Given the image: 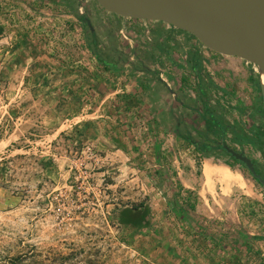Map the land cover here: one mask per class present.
<instances>
[{
    "label": "rangeland",
    "instance_id": "374dc122",
    "mask_svg": "<svg viewBox=\"0 0 264 264\" xmlns=\"http://www.w3.org/2000/svg\"><path fill=\"white\" fill-rule=\"evenodd\" d=\"M111 13L95 0H0V264H253L248 183L236 189L237 211L210 213L196 197L199 178L183 187L171 151L192 153L197 172L201 155L171 133L160 102L172 96L166 85L185 100L197 94L185 56L202 49L200 84L218 123L190 132L214 143L222 131L260 172L261 146L249 140L256 70L252 80L239 73L254 65L175 28L183 37L158 65L166 85L147 81L126 54L128 42L134 55L143 42L122 39ZM189 114L181 122L202 128ZM216 161L254 179L225 153Z\"/></svg>",
    "mask_w": 264,
    "mask_h": 264
},
{
    "label": "water",
    "instance_id": "95a60500",
    "mask_svg": "<svg viewBox=\"0 0 264 264\" xmlns=\"http://www.w3.org/2000/svg\"><path fill=\"white\" fill-rule=\"evenodd\" d=\"M95 1L105 10L121 17L162 21L188 32L215 52L237 56L254 65L263 112L261 171L242 151L225 142L221 145L264 186V0ZM83 18L92 29L89 18ZM166 88L173 92L169 86L166 85Z\"/></svg>",
    "mask_w": 264,
    "mask_h": 264
},
{
    "label": "crops",
    "instance_id": "0c3cea01",
    "mask_svg": "<svg viewBox=\"0 0 264 264\" xmlns=\"http://www.w3.org/2000/svg\"><path fill=\"white\" fill-rule=\"evenodd\" d=\"M109 19L115 20L117 24L124 23L127 25V29L129 30H140V32H144L143 36H146V41H143V44H140L141 49L134 50L137 51L134 55L132 54V50L129 49L131 47V43H127L128 47L126 50V54L129 57V59L133 56H136L138 60H141L140 71H143L145 76H148L152 71H158L159 67L158 65L167 64L165 63L166 57L171 56V53H169V46L167 43H174L181 39L183 35L177 34L174 29H171L170 26L166 23H163L161 21H155V20H149V19H140V18H123L117 14L111 13L109 14ZM174 31V32H173ZM130 36V35H128ZM136 38H131L132 42ZM135 44V43H133ZM194 50H188V53L186 54L185 58L189 55L191 51H197L201 55V57H205L204 51L198 48H195L194 46H191ZM168 53V55H167ZM213 56L211 57V61H217ZM203 60L202 58L200 61ZM186 62V61H185ZM161 63V64H160ZM243 63V62H242ZM245 63V60H244ZM187 64V62H186ZM231 66V65H229ZM228 66V67H229ZM131 67V66H129ZM253 68L249 67L247 69L240 67L239 73L241 75L246 74L247 78L249 80H252L253 78ZM230 70V67H229ZM161 73L160 71L158 74ZM193 75V74H192ZM144 76V77H145ZM145 78V80L150 81ZM185 78V77H184ZM182 79V76L180 77ZM254 80V79H253ZM251 87L253 88V92L256 91L255 84L251 83ZM189 90V88H187ZM173 92H170L169 96L166 99H164L163 103L165 109H166V115H169V120H172L173 122V116L171 111V107L173 106V102L171 101V98L173 97ZM191 92L188 91V94ZM257 94H254L253 99V108L255 116L254 118H257V122L253 125H256V133L259 132L258 130L263 127V124L260 125V117L262 118L258 111L256 110L259 106V91L257 90ZM180 97V95H178ZM193 97L192 95L190 98ZM181 101V104L184 102H187L184 98ZM198 103V100H196ZM199 106V105H198ZM263 121V120H262ZM171 133L174 136H178L173 132V125L170 129ZM172 148V147H171ZM178 157L175 156V159L181 164V167L177 170L178 175L181 177V184L186 189L193 187L192 183H186V179L192 181V177L195 179H198L197 182L194 180V184L196 186V197L197 199L204 203L207 202L208 204L211 203V206L209 207L210 213L212 212L214 215H217L218 217H221L222 214H225L226 210L235 209L237 211V206L239 205V197L238 192H236V189L241 188L242 183L245 184V182L248 183L246 187L249 189V191L252 192V199L251 203L253 205V264H264V186L260 184L259 182L255 181V179L246 178L243 176L242 171L239 168L232 167V165H229L227 163H221L217 162L216 158L212 155H206L201 152H198L195 150V153L201 155L200 157V166H199V172L196 171L194 168V156L192 153L187 154L185 151L181 150L180 148H177L175 152ZM208 161L211 164H218L215 166H222L224 165L227 169H229L231 172H233L235 175H237V178L230 177L228 179L221 178L215 171L210 172L209 176H207L204 172V163ZM256 162V160H255ZM186 164L187 166L183 165ZM210 164V165H211ZM221 164V165H220ZM209 177V178H208ZM240 178V179H239ZM240 180V181H239ZM246 188V189H247ZM245 189V190H246ZM246 193L247 192H243ZM244 195V194H243ZM245 199V197H244ZM210 202V203H209ZM223 203V206H222ZM233 205V206H232ZM224 207V208H223ZM241 248V245H240Z\"/></svg>",
    "mask_w": 264,
    "mask_h": 264
},
{
    "label": "trees",
    "instance_id": "16d2710c",
    "mask_svg": "<svg viewBox=\"0 0 264 264\" xmlns=\"http://www.w3.org/2000/svg\"><path fill=\"white\" fill-rule=\"evenodd\" d=\"M93 55L98 60H100L99 55L95 50H93ZM200 59H201V55L197 51H191L185 59V61L187 62V65L189 66V69L191 70V73L194 76V79L196 80L195 90H196L197 94L193 98H190V96H188L187 100L189 99V102H184L183 104L180 103L179 109L182 108L184 110L183 113H181V115H186V114L190 115L189 112L195 110L196 111L195 116L204 120L205 124H207L206 126H208V125H214V123L217 124L218 122H216V120L212 116V113H211L212 109L208 105H206V97L208 94H207V92H205V89L202 86V84H200L202 82V78H201V74H200V70H199L201 68ZM143 75L145 76L147 74L143 73ZM145 77H148L149 79H152V80L155 79L157 82H160L162 85H164V82L161 80L159 74L156 71H152L148 76H145ZM205 81H207V82L210 81V78L207 76ZM254 84H255L256 89L258 90L257 79L254 80ZM164 87H166V86H164ZM167 93L169 95L170 92L167 90ZM198 99L201 101V104H200V101ZM171 100H172V98H171ZM196 100H198L199 102L197 103ZM198 105H201V107H200L201 112H199L195 108V106H198ZM204 109H205V111H204ZM173 110H174V108L172 106L171 111H173ZM256 110L258 111V113L261 116H263V112H262L261 104H260V94H259V106L257 107ZM204 113H207L208 118H207L206 114H204ZM190 122H191V119L188 122H186V121L182 122L183 123L182 129H187V126H189ZM258 131L259 132L256 133V125H253V132H252V135L249 137V140L252 144H256V145L259 144L261 146L262 129L260 128ZM221 133H223V132L221 131ZM179 135L184 140L188 141L189 143H192L197 151H200L203 154L206 153L202 150V146L204 145L202 142H199V143L196 142L191 137H189V135L186 132L181 133ZM233 160L237 161L234 158H233ZM227 163L229 165H231L229 162H227ZM23 256H24V254L23 255L19 254L17 256L12 257L11 259L13 261H16V260L20 261V260H22ZM11 263H13V262L11 261Z\"/></svg>",
    "mask_w": 264,
    "mask_h": 264
},
{
    "label": "flooded vegetation",
    "instance_id": "af4514ba",
    "mask_svg": "<svg viewBox=\"0 0 264 264\" xmlns=\"http://www.w3.org/2000/svg\"><path fill=\"white\" fill-rule=\"evenodd\" d=\"M123 18H127V17H123ZM162 22V21H161ZM164 23V22H163ZM119 25V27L117 28V31L119 32V36L120 37H122V39H123V37L124 38H126L127 37V34L129 35H131L130 37L133 39V37L132 36H135V34H137L138 35V37L136 38V39H141V40H143V41H146V36H143V33L144 32H140V30H129L128 31V29H127V25H125L124 23H121V24H118ZM169 25V24H168ZM88 26V25H87ZM170 26V28L171 29H175V27H172L171 25H169ZM90 29V28H89ZM178 29V28H177ZM91 30V29H90ZM128 59H129V57H128ZM186 59V58H185ZM131 61V60H130ZM129 60H128V62H130ZM112 65V64H111ZM113 66V65H112ZM128 66H131V62L129 63V65ZM141 72H143V71H141ZM157 73L159 72V71H156ZM144 73V72H143ZM160 76V75H159ZM183 99L182 98H180L179 96H178V94H177V91H175V93H173V97H172V102H173V108H174V110H173V113H172V118H173V132L175 133V134H177L178 136H180L179 134H181V133H187L188 135H189V137H191L193 140H195L196 142H202L204 145L202 146V150L204 151V152H206L205 154H210V155H212V156H214V157H216V158H222L223 157V153H225L227 156H229L230 157V160L232 159L233 160V157L222 147V145H221V143L222 142H225L228 146H230V143L228 144V141H226L225 139H223V133H221V131H219V132H217V134H218V136H219V138L220 139H218V140H216V139H214V143L213 142H210L209 140H208V138L205 136V138H197V137H194L193 136V132L194 131H196V130H198L197 132H201V131H203V130H206V124H205V122H204V120H202V119H199V121H202L201 122V124H202V128H199L198 126H196V124H195V120L194 119H191V122H190V124L189 125H191L192 127H194V128H196L197 127V129L195 130V129H193L194 131H192V129H191V132H190V129H189V126H187V129H182L183 128V123L182 122H184V121H186V122H188L190 119H188L187 118V120H183L182 122L180 121L181 119H180V116H182L183 117V115H181V112H179V105H180V103H181V101H182ZM199 100V99H198ZM200 101V100H199ZM198 101V102H199ZM206 104L208 105V102H206ZM195 108H196V110H198L199 112H201V108L199 107V106H195ZM184 111V110H183ZM195 113H196V111L195 110H193ZM194 115H196V114H194ZM181 122V123H180ZM181 137V136H180ZM182 138V137H181ZM207 138V139H206ZM188 142V141H187ZM192 144V143H191ZM192 146H193V144H192ZM230 147H232V148H234V149H236V147L235 146H230ZM193 148L195 149V147L193 146ZM236 150H238V149H236ZM198 152H200V151H198ZM223 152V153H222ZM235 159V158H234ZM236 160V159H235ZM237 162H239V161H237ZM240 163V162H239ZM256 180V179H255ZM257 181V180H256ZM258 182V181H257Z\"/></svg>",
    "mask_w": 264,
    "mask_h": 264
},
{
    "label": "bare ground",
    "instance_id": "6f19581e",
    "mask_svg": "<svg viewBox=\"0 0 264 264\" xmlns=\"http://www.w3.org/2000/svg\"><path fill=\"white\" fill-rule=\"evenodd\" d=\"M222 170H220V169H216L215 167H213L212 165H210L209 163H207L206 165H205V168H204V172H205V174L207 175V176H209V174H210V172H213V171H217V172H225V174H227V175H229L231 172L227 169V168H225L224 169V167H220ZM210 171V172H209ZM219 175V174H218ZM233 176V175H232ZM237 176V175H236ZM209 178V177H208ZM224 179V178H223ZM227 179V178H226ZM234 179V178H233ZM240 179V178H239ZM240 181V180H239Z\"/></svg>",
    "mask_w": 264,
    "mask_h": 264
}]
</instances>
